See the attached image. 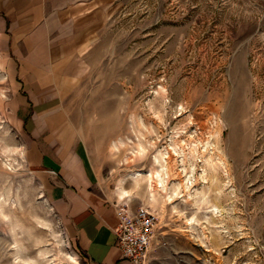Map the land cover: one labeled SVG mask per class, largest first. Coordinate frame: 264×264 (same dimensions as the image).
<instances>
[{
	"label": "rangeland",
	"instance_id": "rangeland-1",
	"mask_svg": "<svg viewBox=\"0 0 264 264\" xmlns=\"http://www.w3.org/2000/svg\"><path fill=\"white\" fill-rule=\"evenodd\" d=\"M75 2L64 108L102 187L158 214L149 264H264V0ZM12 66L0 50V264H91L5 116Z\"/></svg>",
	"mask_w": 264,
	"mask_h": 264
},
{
	"label": "crops",
	"instance_id": "crops-1",
	"mask_svg": "<svg viewBox=\"0 0 264 264\" xmlns=\"http://www.w3.org/2000/svg\"><path fill=\"white\" fill-rule=\"evenodd\" d=\"M75 3L0 0V50L13 63L4 112L26 139L27 166L77 250L91 264H130L113 232L120 200L102 187L63 104L70 56L78 41Z\"/></svg>",
	"mask_w": 264,
	"mask_h": 264
},
{
	"label": "built area",
	"instance_id": "built-area-1",
	"mask_svg": "<svg viewBox=\"0 0 264 264\" xmlns=\"http://www.w3.org/2000/svg\"><path fill=\"white\" fill-rule=\"evenodd\" d=\"M118 223L113 228L116 244L130 264H148L149 252L155 238L158 214L148 207L131 209L126 204L116 208Z\"/></svg>",
	"mask_w": 264,
	"mask_h": 264
},
{
	"label": "bare ground",
	"instance_id": "bare-ground-1",
	"mask_svg": "<svg viewBox=\"0 0 264 264\" xmlns=\"http://www.w3.org/2000/svg\"><path fill=\"white\" fill-rule=\"evenodd\" d=\"M140 148V147H139ZM138 149V148H137ZM144 149H143V147H141L138 151H137V153H141L142 151H143ZM144 152V151H143ZM154 159H155V161L157 162V163H160L161 162V164H160V166H161V169L160 170H154L153 172H151V173H149L148 174V181H149V192H150V195L153 197V195H154V192H156L158 189L159 190H162V191H165L166 192V190H167V184H166V182H167V180L165 179V177L168 175V171H169V169H168V171L166 172L165 170H166V166L164 167V164L163 163H166V165H167V162H168V160L167 159H171V158H169V155H165V153H162V152H159L158 153V155H156L155 157H154ZM163 161V163H162V161ZM169 168V167H168ZM163 171H165V172H163ZM143 172H140L139 170H138V172H136L135 174H134V177H137V176H142L143 174H142ZM184 177H185V180L184 181H182V183L184 184V187L185 188H189L190 186H191V183H190V185H189V177H190V175L188 176L187 174H186V172H185V174H184ZM180 185H182V184H180ZM180 188V187H179ZM178 188H175L174 190H173V193L172 194H170V195H168V198H171V196H173V195H178V193H179V191L177 190ZM127 191H125L124 189H120L119 190V198L120 199H124L126 196H128L127 195V193H126ZM188 196H192L191 194H190V192L188 193ZM216 209L215 208H211L210 210H208V211H210V212H214ZM189 221V220H188ZM191 221V220H190ZM191 224V223H190Z\"/></svg>",
	"mask_w": 264,
	"mask_h": 264
}]
</instances>
